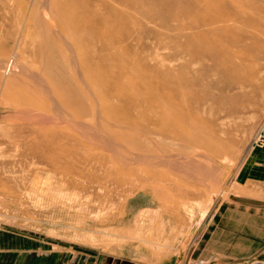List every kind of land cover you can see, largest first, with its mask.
Segmentation results:
<instances>
[{
  "label": "rangeland",
  "instance_id": "rangeland-1",
  "mask_svg": "<svg viewBox=\"0 0 264 264\" xmlns=\"http://www.w3.org/2000/svg\"><path fill=\"white\" fill-rule=\"evenodd\" d=\"M1 66L0 264H220L263 218L264 0H0Z\"/></svg>",
  "mask_w": 264,
  "mask_h": 264
},
{
  "label": "bare ground",
  "instance_id": "bare-ground-1",
  "mask_svg": "<svg viewBox=\"0 0 264 264\" xmlns=\"http://www.w3.org/2000/svg\"><path fill=\"white\" fill-rule=\"evenodd\" d=\"M120 4H123L124 0H118ZM131 2V1H129ZM211 4V3H209ZM215 5V4H214ZM76 12V15L75 17L73 18V21L72 23L74 24L73 26L75 27L74 30H77L76 28L77 27H81V28H84L82 26H86V27H89L90 28V6H86V5H82V6H78L75 10ZM65 13V12H64ZM105 20V19H104ZM102 20V21H104ZM100 25V26H99ZM77 26V27H76ZM104 26L103 23H101L100 21L99 22H96L92 28L93 29H102L101 27ZM68 28V27H67ZM68 30V29H67ZM66 30V32H67ZM103 30V29H102ZM48 31V30H47ZM65 32V31H64ZM89 33H87V37L88 39L90 40V29L88 30ZM93 32V31H92ZM40 33V32H39ZM71 33V32H70ZM48 34V33H47ZM72 34V33H71ZM70 34V35H71ZM44 35H45V32H44ZM52 38V37H51ZM45 39V38H44ZM54 40V39H53ZM56 41V40H55ZM58 46V44H56ZM60 47V46H59ZM58 48V47H57ZM50 51V60H53L52 58L56 55V52H54L52 49H49ZM43 53V52H41ZM43 59V58H42ZM43 64V63H42ZM12 65V64H11ZM44 66V65H43ZM2 68V66L0 67ZM7 69V67H6ZM19 69V68H17ZM43 69V68H42ZM16 70V69H15ZM10 71V69H9ZM20 71V70H18ZM17 71V72H18ZM45 72H47L46 74H49L51 76H53V78H55V81H54V85L50 87V85H47L45 87V89L43 90H40L39 89V86H37L36 82H35V79H34V76L31 74L30 75H27V76H30L32 78L33 76V85H34V90H37V93L39 92V94L44 97V98H47L48 99H52V98H61L62 100L65 101L64 105L60 104L59 107H61V110H60V113L57 114V112H52V115H54V113L56 115H58V117L60 119H62L63 121L65 120L66 122L69 120L71 122L74 123V126H76V128L80 130H82L83 132L81 133V135L84 136V138L86 137V139L90 140V122L87 118L90 117V108L86 107L83 103V98H85L87 95L85 96H82L81 93H79L78 91H73L72 88L73 85L71 84V81L70 79H68V77L66 76V74L64 73L65 71V65H63L62 63H58V65H56V70L53 72L52 69L50 68H46L44 69ZM21 72V71H20ZM24 72V71H22ZM21 72V73H22ZM25 75V73H24ZM28 77V78H30ZM25 78V77H24ZM59 79H60V82L64 83V88H62L58 82H59ZM72 80V79H71ZM31 81V82H32ZM88 81V80H87ZM83 86H87V83L85 81H83V83H81ZM29 87H31L29 85ZM56 98V99H57ZM86 98H90V97H86ZM157 98V97H156ZM153 99V98H152ZM60 100V99H59ZM95 100V99H94ZM158 100V99H157ZM160 100V99H159ZM85 101V99H84ZM96 102V100H95ZM75 103L77 104V106H75ZM58 104V103H56ZM160 107L162 109V112L164 113L163 115V118L165 119V116L166 115H170V113H173L172 111H170V107L168 106L169 104L164 102L163 100L160 101ZM96 105V104H95ZM58 107V106H57ZM96 108V107H95ZM173 109V108H172ZM97 110V113L98 112L100 113V110L99 109H96ZM179 111V117H178V120L179 121H184V116L187 114V111H183L182 108H179L178 109ZM76 112V114H75ZM56 117V116H55ZM57 117V118H58ZM97 117V115H96ZM100 117V116H98ZM49 118V117H48ZM90 119V118H89ZM59 121V119H56ZM55 120V121H56ZM167 120V119H166ZM57 121V122H58ZM68 121V122H69ZM99 121V120H98ZM60 122V121H59ZM113 123V122H112ZM114 124V123H113ZM164 125H167L165 122H164ZM104 127H108V125H101L99 126L100 130H102V132H105L106 128ZM165 131H176V132H179V133H183V129H177L176 126H172V125H168V126H165ZM168 129V130H167ZM107 131V130H106ZM111 131V130H110ZM121 131V130H120ZM113 132V131H112ZM117 132V131H116ZM118 133V132H117ZM108 145V144H107ZM106 147V146H105ZM128 160V159H127ZM123 161V160H121Z\"/></svg>",
  "mask_w": 264,
  "mask_h": 264
},
{
  "label": "crops",
  "instance_id": "crops-1",
  "mask_svg": "<svg viewBox=\"0 0 264 264\" xmlns=\"http://www.w3.org/2000/svg\"><path fill=\"white\" fill-rule=\"evenodd\" d=\"M242 247L237 255L220 261V264H264V216L246 219V228H242Z\"/></svg>",
  "mask_w": 264,
  "mask_h": 264
},
{
  "label": "built area",
  "instance_id": "built-area-1",
  "mask_svg": "<svg viewBox=\"0 0 264 264\" xmlns=\"http://www.w3.org/2000/svg\"><path fill=\"white\" fill-rule=\"evenodd\" d=\"M255 142L259 145H264V126H262L255 138Z\"/></svg>",
  "mask_w": 264,
  "mask_h": 264
}]
</instances>
